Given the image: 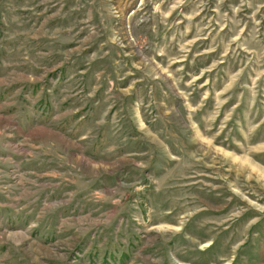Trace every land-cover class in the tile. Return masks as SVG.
I'll return each mask as SVG.
<instances>
[{
	"label": "rangeland",
	"instance_id": "1",
	"mask_svg": "<svg viewBox=\"0 0 264 264\" xmlns=\"http://www.w3.org/2000/svg\"><path fill=\"white\" fill-rule=\"evenodd\" d=\"M261 170L264 0H0V264H264Z\"/></svg>",
	"mask_w": 264,
	"mask_h": 264
},
{
	"label": "bare ground",
	"instance_id": "2",
	"mask_svg": "<svg viewBox=\"0 0 264 264\" xmlns=\"http://www.w3.org/2000/svg\"><path fill=\"white\" fill-rule=\"evenodd\" d=\"M255 168V167H253ZM260 174L262 175V178L264 177V172L261 170Z\"/></svg>",
	"mask_w": 264,
	"mask_h": 264
}]
</instances>
